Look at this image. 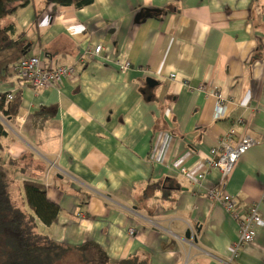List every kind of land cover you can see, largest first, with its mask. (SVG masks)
Masks as SVG:
<instances>
[{
	"label": "crops",
	"instance_id": "1",
	"mask_svg": "<svg viewBox=\"0 0 264 264\" xmlns=\"http://www.w3.org/2000/svg\"><path fill=\"white\" fill-rule=\"evenodd\" d=\"M4 25L15 42L0 52V94L22 97L16 118L0 113L6 154L20 161L5 167L60 205L58 221L41 226L55 242L93 241L115 261L264 264V224L234 257L239 224L207 194L221 181L210 151L234 128L230 145L244 135L259 143L225 190L245 205L264 195V0H23ZM99 44L100 56L84 61ZM38 53L78 73L35 89L11 65ZM151 183L170 192L145 197Z\"/></svg>",
	"mask_w": 264,
	"mask_h": 264
},
{
	"label": "trees",
	"instance_id": "2",
	"mask_svg": "<svg viewBox=\"0 0 264 264\" xmlns=\"http://www.w3.org/2000/svg\"><path fill=\"white\" fill-rule=\"evenodd\" d=\"M23 0H0V52L13 46L15 40L4 20L10 15L13 4ZM94 0H45L46 5L75 6L82 8ZM8 93L0 94V113L12 119L20 112L21 92H16L11 101H6ZM8 136L0 121V264H144L135 260H112L107 252L93 241L77 247H68L53 240L50 233L41 226H51L58 221L61 207L48 198L46 186L33 180H25L19 189L22 205L14 202L5 165L19 164L20 161L6 154L7 147L2 138ZM31 158V157H30ZM32 162L21 167L30 168ZM178 187L175 186L174 189ZM167 195V185L151 183L144 190V196L155 195L157 191ZM73 250L78 252L74 255Z\"/></svg>",
	"mask_w": 264,
	"mask_h": 264
},
{
	"label": "built area",
	"instance_id": "3",
	"mask_svg": "<svg viewBox=\"0 0 264 264\" xmlns=\"http://www.w3.org/2000/svg\"><path fill=\"white\" fill-rule=\"evenodd\" d=\"M103 50L102 44L97 45L93 50L87 52L84 61H89L91 58L100 56ZM117 63L121 69L130 67V63L128 62L124 63L118 60ZM11 70L14 76L26 81L35 89L56 86L64 78L78 73L77 69L70 65H44L41 61L40 53L21 58L11 65ZM14 96V91L9 92L6 101H11ZM223 103V97L216 95V112H218V115L223 114L221 113L224 109ZM235 135L236 130L232 128L220 139V145L212 148L210 151V156L208 157L209 169H218L221 173V181L217 187L210 189L207 193L212 200L221 203L239 224V236L232 245L234 257L239 255L246 244L254 241L257 227L264 224L263 217L258 208L259 203L264 202V195L260 201L245 205L239 200L237 195H232L225 190L227 179L241 157L249 148L259 143L251 135H244L232 146L230 145V140ZM182 171L184 173L187 172L186 168H183ZM203 177H205V173L201 172L198 174V179H202ZM130 233L134 234V230L130 229Z\"/></svg>",
	"mask_w": 264,
	"mask_h": 264
},
{
	"label": "rangeland",
	"instance_id": "4",
	"mask_svg": "<svg viewBox=\"0 0 264 264\" xmlns=\"http://www.w3.org/2000/svg\"><path fill=\"white\" fill-rule=\"evenodd\" d=\"M0 118L3 119L4 117L0 114ZM8 169V180H12L13 178L14 179H17V176H16V172L14 170H10L9 168H6ZM17 182V181H16ZM13 182L10 184V192H11V195H12V198L14 200V202L18 205H22V195L19 194V189L21 188V181L18 180V182ZM20 187V188H19Z\"/></svg>",
	"mask_w": 264,
	"mask_h": 264
},
{
	"label": "water",
	"instance_id": "5",
	"mask_svg": "<svg viewBox=\"0 0 264 264\" xmlns=\"http://www.w3.org/2000/svg\"><path fill=\"white\" fill-rule=\"evenodd\" d=\"M148 82H149V84H151V85L153 84V81H152L151 79H148ZM191 237H192V234H191L190 231H188L187 234H186V238L191 239Z\"/></svg>",
	"mask_w": 264,
	"mask_h": 264
}]
</instances>
